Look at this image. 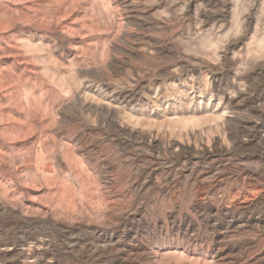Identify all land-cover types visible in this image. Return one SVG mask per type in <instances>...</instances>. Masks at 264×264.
<instances>
[{"label": "rangeland", "instance_id": "obj_1", "mask_svg": "<svg viewBox=\"0 0 264 264\" xmlns=\"http://www.w3.org/2000/svg\"><path fill=\"white\" fill-rule=\"evenodd\" d=\"M0 264H264V0H0Z\"/></svg>", "mask_w": 264, "mask_h": 264}]
</instances>
